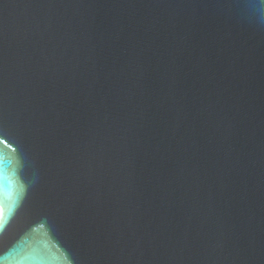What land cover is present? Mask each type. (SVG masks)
<instances>
[{"label": "water", "instance_id": "1", "mask_svg": "<svg viewBox=\"0 0 264 264\" xmlns=\"http://www.w3.org/2000/svg\"><path fill=\"white\" fill-rule=\"evenodd\" d=\"M0 264H264V0H0Z\"/></svg>", "mask_w": 264, "mask_h": 264}, {"label": "bare ground", "instance_id": "2", "mask_svg": "<svg viewBox=\"0 0 264 264\" xmlns=\"http://www.w3.org/2000/svg\"><path fill=\"white\" fill-rule=\"evenodd\" d=\"M1 210V209H0Z\"/></svg>", "mask_w": 264, "mask_h": 264}]
</instances>
